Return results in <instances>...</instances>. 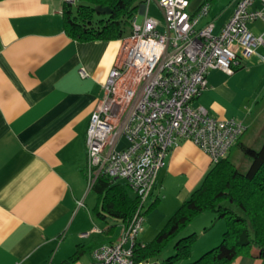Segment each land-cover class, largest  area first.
<instances>
[{
  "label": "crops",
  "instance_id": "crops-1",
  "mask_svg": "<svg viewBox=\"0 0 264 264\" xmlns=\"http://www.w3.org/2000/svg\"><path fill=\"white\" fill-rule=\"evenodd\" d=\"M202 2L195 1L192 9ZM232 2L216 14L217 30L232 14ZM63 7L62 0H0V264H60L77 245L88 249L73 264H88L92 250L114 242L122 225L97 216L98 198L93 212L84 201L86 130L122 38L81 42L70 37ZM248 26L256 35L264 31L260 20ZM207 82L193 103L212 116L243 121L240 139L264 113V44L232 74L210 70ZM258 135L261 144L264 131ZM212 165L194 142L179 141L158 171V203L146 223L159 230ZM211 213L210 220L216 216ZM219 219L209 242L226 229ZM211 242L204 250L217 241ZM54 252L55 263L50 261ZM231 264H264V258L239 256Z\"/></svg>",
  "mask_w": 264,
  "mask_h": 264
},
{
  "label": "built area",
  "instance_id": "built-area-1",
  "mask_svg": "<svg viewBox=\"0 0 264 264\" xmlns=\"http://www.w3.org/2000/svg\"><path fill=\"white\" fill-rule=\"evenodd\" d=\"M75 3L76 0H62ZM155 2L162 17L150 15ZM190 0H145L131 32L122 37L114 65L102 85L85 137L87 187L101 176L125 182L138 197L128 223L114 242L95 247L88 264H161L136 260L134 247L144 229L148 198L159 169L179 141L189 139L212 164L225 158L246 125L212 116L193 101L207 88L212 69L232 74L264 44L249 23L264 22V0H233L232 14L215 32L207 20L211 4L195 10ZM82 76L86 73L81 71ZM83 233L82 236H86Z\"/></svg>",
  "mask_w": 264,
  "mask_h": 264
},
{
  "label": "trees",
  "instance_id": "trees-1",
  "mask_svg": "<svg viewBox=\"0 0 264 264\" xmlns=\"http://www.w3.org/2000/svg\"><path fill=\"white\" fill-rule=\"evenodd\" d=\"M208 1L212 3V0ZM144 2L145 0H76L75 5L65 2L63 27L67 35L81 42L120 39L131 32L133 19ZM97 7L108 8L110 12L98 13ZM239 141L240 139L235 145ZM241 148L250 157L246 171L238 168L231 159L230 152L213 164L200 186L181 202L154 239L135 245L136 260H153L152 257L169 240L197 215L206 211L226 219L221 242L185 264H231L239 256L264 258V137L257 148L247 144H241ZM91 189L98 195L95 212L99 218L105 221L111 218L120 224L129 222L138 197L125 182L101 176ZM157 203L158 198H155L145 213L151 211ZM115 227L114 224L111 230ZM196 239V232L178 238L174 244V253L161 264L188 260ZM87 249L84 245H77L75 252L60 264L75 263Z\"/></svg>",
  "mask_w": 264,
  "mask_h": 264
},
{
  "label": "rangeland",
  "instance_id": "rangeland-1",
  "mask_svg": "<svg viewBox=\"0 0 264 264\" xmlns=\"http://www.w3.org/2000/svg\"><path fill=\"white\" fill-rule=\"evenodd\" d=\"M197 0H191L190 3V9H192V5L194 4V2ZM203 1H207L208 0H203ZM231 0H212L211 4V11L210 14L207 18V20H213L215 21V16L216 14H218L219 12L223 11L225 8H228V6L230 5ZM76 3H74L75 5ZM149 12L150 15L156 16L157 18H161L162 14L161 11L159 10V8L157 7V5L155 4L154 1H152V3L150 4L149 7ZM143 19V15L139 12H137V20L139 23H141ZM217 21V19H216ZM219 21V20H218ZM217 28L215 29V32H217ZM250 100H252V98H249ZM249 100V101H250ZM249 103V102H248ZM246 109H244L243 111H245ZM264 129V113L262 114L261 118L259 120H257V123L255 125V127L253 129H251V131L249 133H246L243 137L240 138V143L238 145H235L232 148V155H231V159L237 164L238 168L241 171H246L248 165L250 164V157L248 155H246L243 151V149L241 148V144H247V145H252V140H253V147L257 148L259 147V143L258 141V137H259V133ZM258 143V144H257ZM155 188V187H154ZM85 194L86 197L84 199L85 203L87 205H89V209L93 212V207L97 201V194L93 189H89L86 185V189H85ZM158 196V192H157V187L154 189V191L151 194V197L148 198V201L150 202V200L155 199ZM162 197V194H161ZM228 204V202H225ZM83 209V208H81ZM204 214L206 215H197L185 228H183L182 230L179 231V233L172 238L171 240H169L164 247L161 249V251L156 254L155 256L152 257V259L154 261H158L159 263H162V261H164L166 258H168L170 255H172L174 253V244L176 242V240L178 238H180L181 236L187 235L189 233L192 232H196L197 233V239L195 241V243L193 244L192 248H191V257L188 260H182V261H178V262H174L173 264H185V262L192 260L194 258H197L200 253L202 254L203 252H205L207 245H209V243H212L211 241H217L214 245H218V243L221 242L222 236L220 238V236L218 238H214V240H210L209 242V237L211 235H213L215 233V231L217 230L218 226L220 223H215L216 219L218 218L217 215L210 220V215L212 214L210 211H206ZM94 215V213H93ZM95 216V215H94ZM224 220V222L226 223V219L225 218H221ZM219 219V220H221ZM96 222L99 225H104L105 222H103L102 220L96 219ZM112 222H114V219H112ZM147 221L144 222V230L139 234L138 236V240L141 242H149L152 239H154V237L156 236V234L158 233V231L163 227V225L165 224L166 220L164 221L163 225L161 226V228L159 230L157 229H153L151 226H149L147 223ZM205 222H207V226H205ZM196 227V230H192V226ZM88 231V230H87ZM86 240H88L87 238H85ZM83 240V239H82ZM208 250V248H207ZM203 251V252H201ZM194 253V254H193ZM89 257V253H87L83 258L87 259ZM58 258V254L57 253H53V255L50 258V261L55 263L57 261Z\"/></svg>",
  "mask_w": 264,
  "mask_h": 264
},
{
  "label": "water",
  "instance_id": "water-1",
  "mask_svg": "<svg viewBox=\"0 0 264 264\" xmlns=\"http://www.w3.org/2000/svg\"><path fill=\"white\" fill-rule=\"evenodd\" d=\"M97 12L98 13H109L110 10L108 8H105V7H103V8L97 7Z\"/></svg>",
  "mask_w": 264,
  "mask_h": 264
}]
</instances>
